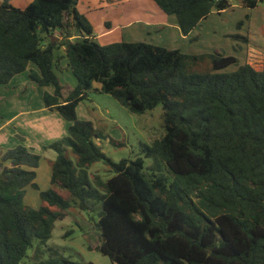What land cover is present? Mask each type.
Here are the masks:
<instances>
[{
	"label": "trees",
	"instance_id": "trees-1",
	"mask_svg": "<svg viewBox=\"0 0 264 264\" xmlns=\"http://www.w3.org/2000/svg\"><path fill=\"white\" fill-rule=\"evenodd\" d=\"M152 1L184 36L213 10L230 7L229 0ZM237 1L254 9L264 0ZM63 58L76 80L67 92L54 73ZM233 64L235 56L220 52L186 54L140 41L100 45L77 0H33L23 8L2 0L0 84L28 71L32 83L52 86L42 101L67 122V133L42 154L22 142L4 151L0 264H20L34 239L33 264H94L42 247L72 206L97 214L95 248L112 264H264V47L261 70L245 63L224 72ZM94 84L131 113L162 105L164 134L141 147L155 161L150 167L143 157L113 162L95 142L104 135L78 118L76 107ZM47 150L56 153L51 187L40 190L36 169ZM98 161L110 176L90 180ZM26 187L39 191L38 208L23 203Z\"/></svg>",
	"mask_w": 264,
	"mask_h": 264
},
{
	"label": "rangeland",
	"instance_id": "rangeland-1",
	"mask_svg": "<svg viewBox=\"0 0 264 264\" xmlns=\"http://www.w3.org/2000/svg\"><path fill=\"white\" fill-rule=\"evenodd\" d=\"M2 0H0L1 2ZM15 7L23 8L27 6V0H8ZM81 3V0H79ZM152 1V0H150ZM230 7L221 11L213 10L208 17L200 23V26L194 28L189 35V40H183L181 34L167 28L164 35L156 33L154 29L146 32L144 20L153 14L148 4L132 3L127 6L128 13L124 21L139 20L127 27L122 28L112 35L106 42H145L159 45L167 49H178L186 54L215 53L220 52L225 55H232L237 58V64L228 66L224 72H232L242 64H249L256 70H261L263 64L264 47V1L260 2L254 9L244 7L237 0H229ZM156 9L158 6L154 4ZM125 6H106L97 11H91L93 25L99 27L98 16L102 13L109 14L111 20L114 19L116 9H122ZM148 13H144L145 11ZM98 12V13H97ZM168 17L175 18L173 15ZM151 19V18H150ZM123 21V22H124ZM100 26H103L101 24ZM174 32V33H173ZM246 37V41L243 40ZM191 39V40H190ZM97 42V41H96ZM101 45V44H100ZM55 54L61 56L62 50H56ZM60 69L54 70L55 75L60 80L64 92L71 90L76 85V80L66 65L65 58L60 60ZM209 69L210 62L204 64ZM23 77H27V72H23ZM27 85V93L30 99L27 100L33 108L42 106V95L44 91L53 92L52 86L42 88L32 83ZM30 87L32 89H30ZM87 92L86 97L80 101L76 107V113L79 119L89 120L93 123L95 130L102 133L103 138L95 140L100 146L101 151L113 162L122 159L133 160L137 157H143L141 151L143 145H151L153 141L161 138L164 134L162 120V105H157L151 110L143 113H131L126 107L121 105L112 96L102 93L95 88ZM24 86L21 84L9 86L0 85V94L5 91L18 89L21 91ZM23 96V93H21ZM15 97V96H14ZM13 96L10 93L4 96L0 101V122L9 118V116L18 109L14 104ZM18 100V99H17ZM23 103V99H21ZM26 102V101H25ZM20 105H23V104ZM39 103V104H37ZM32 108V109H33ZM60 117V116H59ZM21 143V142H20ZM23 144V143H22ZM56 153L53 150H47L44 156L39 160L36 169L35 181L40 190H46L51 187L50 184V164ZM73 161L74 157L69 156ZM152 158H144V166L150 167L154 164ZM109 166L103 161L95 162L88 169L89 178L92 179L94 173L99 174L103 179L110 176ZM62 195L67 197V193L60 190ZM23 203L32 208L40 206L39 191L30 187L22 190ZM64 196V197H65ZM97 221V214L92 210H80L78 207H70L69 214L63 220L57 221L50 238L46 245L42 247H51L56 249L63 256L69 257L80 262H92L94 264H112L107 256L101 254L95 246L100 242V232L96 229L94 222ZM34 239L33 247L29 248L26 257L20 264H33L31 253L37 246ZM47 253L44 255L46 259Z\"/></svg>",
	"mask_w": 264,
	"mask_h": 264
},
{
	"label": "crops",
	"instance_id": "crops-1",
	"mask_svg": "<svg viewBox=\"0 0 264 264\" xmlns=\"http://www.w3.org/2000/svg\"><path fill=\"white\" fill-rule=\"evenodd\" d=\"M32 2L33 0H27ZM9 2V1H8ZM142 3L148 4L150 6L151 11H154L153 14L149 11H145L144 13H148L149 16L144 20V25L146 26V32L149 28L154 29L156 33L159 32L160 36L164 35L167 28H172L173 31L178 30V34H181V38L183 40L188 39L189 35L192 34L190 32L187 36H184L176 23L175 18L168 17L165 13H163L160 9H156L152 1L150 0H77V9L80 13L84 14L89 22L92 25V36L97 41V43L104 45L112 42H106L112 35H114L117 31L121 30L124 27L130 26L133 21L138 22L139 20H129L124 21L125 15L128 13L127 6L132 3ZM28 3V4H29ZM27 4V5H28ZM155 4V3H154ZM156 5V4H155ZM106 6H125L122 9H116L114 15V19L111 20L109 18V14L106 10V13H102L98 16L99 27L93 25V20L90 16L91 11H97L98 9H103ZM158 8V7H157ZM98 13V12H97ZM151 18V19H150ZM124 21V22H123ZM103 24V26H100ZM149 27V28H147ZM173 32V33H174ZM191 40V39H190ZM30 68H34L33 65H29ZM28 74V71H26ZM23 74V73H22ZM20 74L18 76L13 77L10 82L3 86H9L11 84L24 86V88L19 91L18 89L8 90L5 93L0 94V101L4 96H7L10 93V97H14V104L18 105L19 108L15 112H13L9 118L2 120L0 122V162L1 157L4 154V151L9 148L15 147L20 142L23 143L27 148L32 150V152L37 154H42V146L47 145L55 140L60 139L64 135H66V127L67 122L64 121L56 112L48 111L43 104L42 106L39 104L37 108H33L29 103L26 105L27 100L30 99V94L26 95L28 92L26 87L30 82L28 81V76L23 77ZM2 85V84H0ZM30 86V85H28ZM42 88H48L44 86ZM30 89H32L30 87ZM23 93V96L22 94ZM51 93V92H50ZM18 99V100H17ZM23 99V103L21 102ZM26 101V102H25ZM18 103H22L20 105ZM33 108V109H32ZM18 136L23 138V141H20ZM8 165V164H7ZM37 175V173H36Z\"/></svg>",
	"mask_w": 264,
	"mask_h": 264
}]
</instances>
